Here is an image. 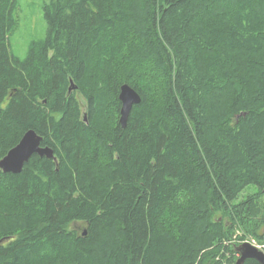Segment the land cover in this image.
<instances>
[{"label":"trees","instance_id":"1","mask_svg":"<svg viewBox=\"0 0 264 264\" xmlns=\"http://www.w3.org/2000/svg\"><path fill=\"white\" fill-rule=\"evenodd\" d=\"M17 2L0 160L32 129L57 161L0 168V264H224L238 226L264 240V0H51L24 58Z\"/></svg>","mask_w":264,"mask_h":264},{"label":"water","instance_id":"2","mask_svg":"<svg viewBox=\"0 0 264 264\" xmlns=\"http://www.w3.org/2000/svg\"><path fill=\"white\" fill-rule=\"evenodd\" d=\"M119 99L122 104L119 122L123 127H126L133 106L141 102L142 96L129 84H123L120 89ZM42 141L43 137L35 130H28L20 141L0 160L2 171L5 173H20L34 154L57 161L54 149L50 146H43ZM235 250L240 253V257L235 264H244L248 258L256 259L261 264H264V253L250 243L238 245Z\"/></svg>","mask_w":264,"mask_h":264},{"label":"rangeland","instance_id":"3","mask_svg":"<svg viewBox=\"0 0 264 264\" xmlns=\"http://www.w3.org/2000/svg\"><path fill=\"white\" fill-rule=\"evenodd\" d=\"M51 0H18L14 16L17 19V27L10 34V49L11 51L18 55L21 58H24L27 54L28 47L32 41L42 39L46 34L47 21L45 18V6L50 3ZM82 102L84 99L80 94L77 95ZM83 112L85 108L83 107ZM256 186L250 185L243 192L241 197H245L249 194L256 192ZM239 227V226H238ZM236 228V231L233 235L223 241L225 246L231 247L246 241L248 237H253L259 241L256 237L247 234L241 227ZM241 228V230H239ZM245 237V238H244ZM242 240H241V239ZM244 238V239H243ZM240 240V241H239ZM229 242V243H228ZM233 242V243H232ZM261 244L263 241H259ZM227 255V260L224 261V264H234L236 257L230 251L224 253ZM227 262V263H226Z\"/></svg>","mask_w":264,"mask_h":264},{"label":"built area","instance_id":"4","mask_svg":"<svg viewBox=\"0 0 264 264\" xmlns=\"http://www.w3.org/2000/svg\"><path fill=\"white\" fill-rule=\"evenodd\" d=\"M246 241L248 242V243H250L251 245H253L254 247H256L257 249H259V250H261V251H263L264 252V243L263 244H261V242L259 243L255 238H253V237H248L247 239H246Z\"/></svg>","mask_w":264,"mask_h":264},{"label":"bare ground","instance_id":"5","mask_svg":"<svg viewBox=\"0 0 264 264\" xmlns=\"http://www.w3.org/2000/svg\"><path fill=\"white\" fill-rule=\"evenodd\" d=\"M120 109H121V108H120ZM120 111H121V110H120ZM84 123H85V122H84ZM238 228H239V227H238ZM239 230H241V228H240ZM251 235H252V234H251ZM244 238H245V237H244ZM244 238H243V239H244ZM240 239H241V238H240ZM225 240H226V239H225ZM241 240H242V239H241ZM239 241H240V240H239ZM259 241H260V240H259ZM259 241H258V242H259ZM262 241H263V240H262ZM3 242H4V241H3ZM228 243H229V242H228ZM232 243H233V242H232ZM238 243H239V242H238ZM238 243H237L235 246H238V245H241V244H244V243H248V242H247V241H243V242L240 243V244H238ZM232 247H234V246H232ZM238 253H239V252H238ZM239 257H240V253H239ZM239 257H238V258H239ZM237 260H238V259H237ZM237 260H236V261H237ZM226 263H227V262H226ZM235 263H236V262H235ZM235 263H234V264H235Z\"/></svg>","mask_w":264,"mask_h":264}]
</instances>
